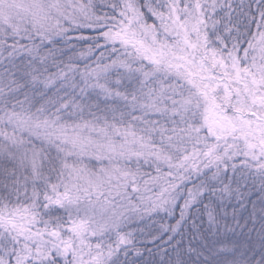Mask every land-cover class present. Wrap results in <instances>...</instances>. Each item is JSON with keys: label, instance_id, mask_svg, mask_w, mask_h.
Returning <instances> with one entry per match:
<instances>
[{"label": "snow or ice", "instance_id": "obj_1", "mask_svg": "<svg viewBox=\"0 0 264 264\" xmlns=\"http://www.w3.org/2000/svg\"><path fill=\"white\" fill-rule=\"evenodd\" d=\"M0 264H264V0H0Z\"/></svg>", "mask_w": 264, "mask_h": 264}]
</instances>
